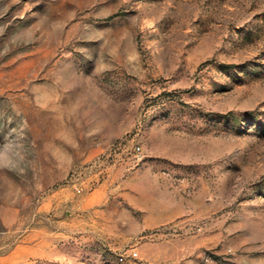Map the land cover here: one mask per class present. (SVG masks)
<instances>
[{
  "label": "rangeland",
  "instance_id": "rangeland-1",
  "mask_svg": "<svg viewBox=\"0 0 264 264\" xmlns=\"http://www.w3.org/2000/svg\"><path fill=\"white\" fill-rule=\"evenodd\" d=\"M0 264H264V0H0Z\"/></svg>",
  "mask_w": 264,
  "mask_h": 264
}]
</instances>
